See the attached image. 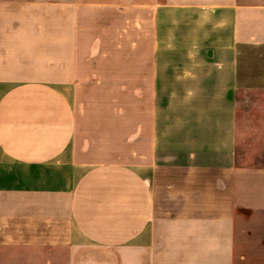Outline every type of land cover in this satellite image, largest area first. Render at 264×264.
Wrapping results in <instances>:
<instances>
[{
  "label": "crops",
  "instance_id": "0c3cea01",
  "mask_svg": "<svg viewBox=\"0 0 264 264\" xmlns=\"http://www.w3.org/2000/svg\"><path fill=\"white\" fill-rule=\"evenodd\" d=\"M152 1L0 0V250L264 264V0Z\"/></svg>",
  "mask_w": 264,
  "mask_h": 264
},
{
  "label": "rangeland",
  "instance_id": "374dc122",
  "mask_svg": "<svg viewBox=\"0 0 264 264\" xmlns=\"http://www.w3.org/2000/svg\"><path fill=\"white\" fill-rule=\"evenodd\" d=\"M107 1L112 2V5L115 8H117L115 9L116 11L120 12L121 10H123L124 15H130V12L126 13L127 10L125 8L127 5H131L133 1L135 2L137 0H107ZM155 3L152 0H139L141 38L143 34H146L150 30L148 24L150 23L149 20L151 15L150 14L151 9H149V7L151 8V6L155 5ZM178 15L179 14H176L174 16H178ZM175 28H178V26L176 25ZM239 96L242 95L240 94ZM37 253L38 252L36 251H30V250L1 249L0 264H33L32 260H34V255H36Z\"/></svg>",
  "mask_w": 264,
  "mask_h": 264
}]
</instances>
